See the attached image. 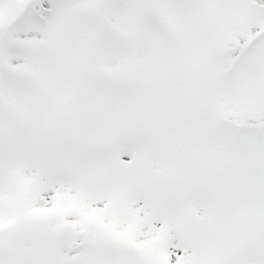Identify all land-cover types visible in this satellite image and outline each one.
<instances>
[{
    "label": "snow or ice",
    "instance_id": "1",
    "mask_svg": "<svg viewBox=\"0 0 264 264\" xmlns=\"http://www.w3.org/2000/svg\"><path fill=\"white\" fill-rule=\"evenodd\" d=\"M0 264H264V0H0Z\"/></svg>",
    "mask_w": 264,
    "mask_h": 264
}]
</instances>
